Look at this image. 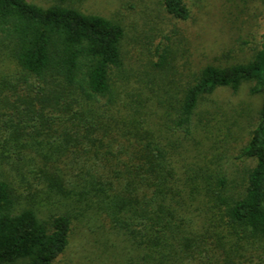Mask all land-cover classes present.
<instances>
[{"label": "trees", "instance_id": "1", "mask_svg": "<svg viewBox=\"0 0 264 264\" xmlns=\"http://www.w3.org/2000/svg\"><path fill=\"white\" fill-rule=\"evenodd\" d=\"M163 7L191 16L186 0ZM123 38L100 14L0 0L11 65L0 71V264H55L76 222L123 237L129 264H264V35L248 60L205 64L166 89L157 128L117 93ZM158 49L153 68L167 62ZM243 83L260 106L236 156L253 164L232 184L206 163L185 166L180 150L206 97Z\"/></svg>", "mask_w": 264, "mask_h": 264}, {"label": "rangeland", "instance_id": "2", "mask_svg": "<svg viewBox=\"0 0 264 264\" xmlns=\"http://www.w3.org/2000/svg\"><path fill=\"white\" fill-rule=\"evenodd\" d=\"M27 1L43 7L72 6L119 22L124 28L125 81L118 83L117 93L123 104L143 107L156 128L168 124L166 89L175 92L205 64L248 60L264 35L263 0H186L191 11L186 21L168 14L163 0ZM163 48L169 51L167 62L153 68L156 49ZM9 68L10 60L1 54L0 71ZM250 85L243 83L237 91L219 88L206 97L195 117L194 136L181 141L185 166L206 163L235 184L242 170L253 164L236 158L256 124L260 106V97L249 93ZM100 226L76 222L67 249L55 264H129L128 243Z\"/></svg>", "mask_w": 264, "mask_h": 264}]
</instances>
